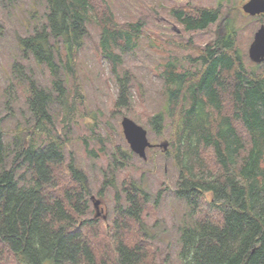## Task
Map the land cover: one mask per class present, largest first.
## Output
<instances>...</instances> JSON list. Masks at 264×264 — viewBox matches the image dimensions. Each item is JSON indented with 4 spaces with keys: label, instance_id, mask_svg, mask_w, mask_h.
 I'll use <instances>...</instances> for the list:
<instances>
[{
    "label": "trees",
    "instance_id": "16d2710c",
    "mask_svg": "<svg viewBox=\"0 0 264 264\" xmlns=\"http://www.w3.org/2000/svg\"><path fill=\"white\" fill-rule=\"evenodd\" d=\"M40 3L44 10L31 12L29 33L16 38L22 58L44 65L50 84L16 68L32 123L6 138L5 119L13 109L0 113V264H264V63H245L232 25L222 33L216 23L213 37L195 39L215 23L221 4H171L169 15L180 31L167 20L172 35L165 40L189 54L165 55L158 72L163 102L145 112L147 132L167 137L163 153L177 171L172 194L192 215L177 225L173 257L155 242L156 222L144 217L167 187L152 195L143 176L132 174L117 185L116 170L133 158L118 145L104 148L111 136L102 135L95 118L86 135L75 137L84 158L68 136L72 123L89 116L79 52L92 35L90 26L98 30L95 52L115 79L116 110L133 101L125 56L143 35L149 47L161 41L158 31L152 36L146 30L154 14L140 9L119 21L107 0ZM103 149L108 165L96 170ZM109 189L113 207L102 218L92 204L103 203Z\"/></svg>",
    "mask_w": 264,
    "mask_h": 264
},
{
    "label": "rangeland",
    "instance_id": "374dc122",
    "mask_svg": "<svg viewBox=\"0 0 264 264\" xmlns=\"http://www.w3.org/2000/svg\"><path fill=\"white\" fill-rule=\"evenodd\" d=\"M111 5L115 17L119 21H127L133 15H139L138 10L150 12L154 14L151 19V24L146 30L152 33L158 31L161 35V41L155 47H149L150 39L147 36H142L139 47H136L130 55L125 56L123 65L127 66L133 73L131 95L132 102L129 107H121L114 110V100L117 95V87L115 79L107 68L105 62L99 60L95 52L93 41L97 39L98 30L92 25L91 37H87L83 48L79 52L81 68L84 70L83 85L86 95V110L89 116L80 119L78 123H72L69 137L73 139L72 150L76 154H80L84 158L85 154L82 150V144L75 139L80 131L89 132L90 122L95 118L99 125V129L103 136H111L108 138L104 148H110L112 145H118L121 151L131 155L133 163L128 166L120 167L116 170V183L119 185L127 174H132L135 177L143 176V184L148 188V191L155 195L164 184L167 187L166 191L161 192L156 208L147 211L144 210V217L148 223H154L153 230L159 233L155 239L156 244L165 248L174 257L178 249L177 244V225L182 220H189L191 213L189 208L182 199L176 198L172 194V189L177 177V171L171 159V156L166 157L158 148L150 149L146 152V160L136 161L134 155L129 152L128 145L123 137L120 121L122 116H127L147 129L145 120V112L153 113L160 109L163 102V97L160 91L162 90V79L159 78L158 72L161 70V63L166 61V54L170 53L175 58L184 59L189 52L187 48L179 46L177 43L166 42V37L171 36L169 30L171 26L173 30H179L180 26L173 22L170 17V6L173 2H193L202 3L206 6H215L221 4V12L215 23H210L206 33L201 36H195L200 43H205L209 38L213 37L215 25H219V30L222 33L232 25L236 32L234 41L237 47L243 54V59L246 64H255L249 59L248 48L253 39V34L259 27V19L242 12L241 5L245 0H107ZM191 3V4H193ZM160 4V5H157ZM219 4V5H220ZM159 13H155L154 7ZM154 9V10H153ZM44 5L40 0H11L10 5H5L0 0V113H6V108L13 109L11 117H6L5 128L7 137L15 135L17 130L27 127L32 123V115L28 109L25 99L24 87L18 84L16 68L22 67L25 74L32 75L37 79L38 84L49 86L50 77L44 65H41L33 59H23L18 47L16 35H27L32 26L30 20L31 12L38 11L42 13ZM132 13V14H131ZM131 15V16H130ZM169 18V19H167ZM39 16H35V20L40 21ZM170 21V23L168 21ZM169 23V25L167 24ZM264 24V19L262 20ZM175 26V27H174ZM151 32H149L151 34ZM156 34L153 33L152 36ZM151 36V37H152ZM197 42V41H195ZM193 54V53H192ZM15 63L17 66H15ZM262 64L264 62H261ZM258 63V64H261ZM15 66V69H13ZM31 69V70H30ZM57 110V108H56ZM91 114V115H90ZM92 117V118H91ZM56 118V125L60 126V115ZM18 127V129H17ZM58 131L60 129L58 128ZM148 131V130H147ZM148 139L151 142H167L166 136L154 135L147 132ZM112 139V140H109ZM90 142L95 144V138H91ZM70 142L67 146H70ZM169 147V146H168ZM84 154V155H83ZM99 157L96 159L94 168L96 170L108 165V158L105 149L98 151ZM94 164V162H93ZM92 171L93 167H89ZM95 177H91L93 181ZM97 187V186H96ZM96 189V188H95ZM110 190V191H109ZM106 198L103 201V213L111 214L110 210L113 207V189H109ZM98 198V196H96ZM149 207V206H147ZM189 214V215H187ZM192 216V215H191Z\"/></svg>",
    "mask_w": 264,
    "mask_h": 264
},
{
    "label": "water",
    "instance_id": "95a60500",
    "mask_svg": "<svg viewBox=\"0 0 264 264\" xmlns=\"http://www.w3.org/2000/svg\"><path fill=\"white\" fill-rule=\"evenodd\" d=\"M242 9L250 15L264 13V0H247L242 5ZM248 55L253 62H260L264 59V25H260L255 31L248 48ZM120 124L130 149L140 157H145V148L151 146L146 137V130L127 116L122 117ZM162 146L165 148L167 143H163ZM99 203L100 200L94 201L96 215H99L97 210Z\"/></svg>",
    "mask_w": 264,
    "mask_h": 264
},
{
    "label": "flooded vegetation",
    "instance_id": "af4514ba",
    "mask_svg": "<svg viewBox=\"0 0 264 264\" xmlns=\"http://www.w3.org/2000/svg\"><path fill=\"white\" fill-rule=\"evenodd\" d=\"M245 1H247V0H245ZM244 1V2H245ZM243 2V3H244ZM242 3V4H243ZM243 12V11H242ZM253 17H256V18H258L260 21H259V26L261 25V24H263L262 23V20L264 19V13H259V14H256V15H253ZM261 62H264V60L263 61H261ZM261 62H258V63H261ZM255 63H257V62H255Z\"/></svg>",
    "mask_w": 264,
    "mask_h": 264
},
{
    "label": "bare ground",
    "instance_id": "6f19581e",
    "mask_svg": "<svg viewBox=\"0 0 264 264\" xmlns=\"http://www.w3.org/2000/svg\"><path fill=\"white\" fill-rule=\"evenodd\" d=\"M263 60H264V59H263ZM263 60H262V61H263ZM260 62H261V61H260ZM254 63H255V62H254ZM257 63H258V62H257Z\"/></svg>",
    "mask_w": 264,
    "mask_h": 264
}]
</instances>
